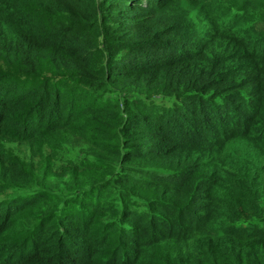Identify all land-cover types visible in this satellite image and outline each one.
Returning a JSON list of instances; mask_svg holds the SVG:
<instances>
[{"label": "trees", "instance_id": "1", "mask_svg": "<svg viewBox=\"0 0 264 264\" xmlns=\"http://www.w3.org/2000/svg\"><path fill=\"white\" fill-rule=\"evenodd\" d=\"M0 264H264V0H0Z\"/></svg>", "mask_w": 264, "mask_h": 264}]
</instances>
